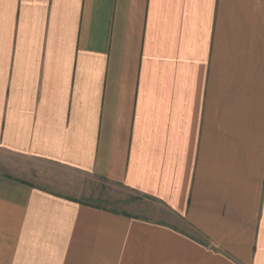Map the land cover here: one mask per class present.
<instances>
[{
  "label": "crops",
  "instance_id": "0c3cea01",
  "mask_svg": "<svg viewBox=\"0 0 264 264\" xmlns=\"http://www.w3.org/2000/svg\"><path fill=\"white\" fill-rule=\"evenodd\" d=\"M0 264H264V0H0Z\"/></svg>",
  "mask_w": 264,
  "mask_h": 264
},
{
  "label": "rangeland",
  "instance_id": "374dc122",
  "mask_svg": "<svg viewBox=\"0 0 264 264\" xmlns=\"http://www.w3.org/2000/svg\"><path fill=\"white\" fill-rule=\"evenodd\" d=\"M136 201L137 200L136 199L134 200V198L129 200L128 202L129 205L127 206V212L145 218L146 217L151 218L152 216L158 215L159 211L153 203L143 201L138 204ZM111 207L120 208L118 204L117 205L113 204Z\"/></svg>",
  "mask_w": 264,
  "mask_h": 264
},
{
  "label": "snow or ice",
  "instance_id": "6c2138e0",
  "mask_svg": "<svg viewBox=\"0 0 264 264\" xmlns=\"http://www.w3.org/2000/svg\"><path fill=\"white\" fill-rule=\"evenodd\" d=\"M252 256H254L255 255V246L253 247V251H252V254H251ZM250 259H251V257H250Z\"/></svg>",
  "mask_w": 264,
  "mask_h": 264
}]
</instances>
